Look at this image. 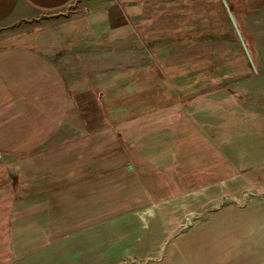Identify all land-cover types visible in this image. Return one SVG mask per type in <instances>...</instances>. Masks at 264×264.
<instances>
[{
    "label": "rangeland",
    "instance_id": "1",
    "mask_svg": "<svg viewBox=\"0 0 264 264\" xmlns=\"http://www.w3.org/2000/svg\"><path fill=\"white\" fill-rule=\"evenodd\" d=\"M127 1L129 10L137 15L131 21L141 37L138 47L145 52L143 58L134 57L131 51L121 58V67L114 61L108 68L95 62L89 68L84 64L87 55L101 53L85 50L83 58H78L79 64L69 69L64 61L69 56L61 52L55 55L73 94L85 90L94 91L95 96L101 93L99 98L96 96L98 109L113 124L119 142L129 151L126 167H121V162L111 164L110 178L126 174L142 179L138 194L127 192V199L122 201L121 197L120 206L117 201L114 205L124 219H141V238L133 240L127 232L124 240L111 248L110 262L93 264H228V245L216 243L217 237H228L230 230L233 235L236 230L245 231L251 210H259L254 217L262 218L264 54L257 49V43L263 41L250 33L247 22L264 9V0L229 3L248 37L255 67L248 57L222 65L209 63L216 50L241 43L234 26L227 30L215 27L229 17L226 7L222 9L223 0ZM65 22L43 21L26 40L34 47H45L54 56V46H58L57 51L63 44L70 47L81 40L60 38L61 31L72 26V20L71 24ZM182 29L183 41L172 42L170 34H180ZM9 37L13 38L3 41L12 45L25 42L18 35ZM195 63L202 67L192 72ZM186 71L189 78L183 79L181 73ZM181 109L185 114L182 124L179 115L172 116ZM0 153L1 161L4 153ZM81 162L79 159L77 165ZM84 167L79 165L81 170ZM70 168L71 163L63 171ZM197 190L205 195L204 211L156 213L160 204L187 192L195 194L190 198V207H197L198 200L203 201L197 199ZM138 200L140 210L133 209L131 203ZM115 213L110 212L114 217L111 219L117 218ZM98 229L63 228L62 249L66 253L69 235L85 239L94 231L97 237ZM76 253L63 257V264H90L82 249ZM238 257L241 255L234 258Z\"/></svg>",
    "mask_w": 264,
    "mask_h": 264
},
{
    "label": "crops",
    "instance_id": "2",
    "mask_svg": "<svg viewBox=\"0 0 264 264\" xmlns=\"http://www.w3.org/2000/svg\"><path fill=\"white\" fill-rule=\"evenodd\" d=\"M127 4V0H0V151L4 153L0 161V264H63V257L80 249L90 264L106 263L111 248L127 232L133 240L141 238V219H124L114 206L116 201L120 206L121 197L127 199V192L141 191V177L122 174L110 178L111 164L121 162L126 167L129 151L98 109L101 93L97 97L87 90L73 94L63 66L55 58L59 52L69 56L64 60L69 69L79 64L85 50L101 53L87 55L84 64L89 68L94 62L108 68L114 61L121 67V58L131 51L134 57L143 58L145 52L138 47L141 37L131 21L137 15ZM236 4L241 6V2ZM253 16L248 17V29L263 41L257 43V49L264 54V9ZM57 19L66 24L72 20V26L61 31L62 40H81L70 47L62 43L57 51L54 46V56L26 40L38 24ZM183 32L180 30L181 37L170 34L172 42L183 41ZM11 35L21 36L25 42L12 45L3 41L13 38ZM187 71L181 73L183 79L189 78ZM117 82L121 83V76ZM176 112L172 116L179 115L184 123L183 110ZM79 159V165H85L82 170ZM70 163L71 168L64 172ZM194 195L182 193L155 211H204L202 190H197V199L203 201L190 207ZM261 202L262 218L254 217L259 210H251L245 231L236 230L233 235L230 230L228 237H217L216 243L228 245L229 263L264 264V198ZM141 205L140 200L131 203L136 210ZM110 212H116L117 218L111 219ZM84 226L99 228V236L94 237L92 231L79 239L73 233L65 241V253L63 228ZM236 255L241 257L235 259Z\"/></svg>",
    "mask_w": 264,
    "mask_h": 264
},
{
    "label": "trees",
    "instance_id": "3",
    "mask_svg": "<svg viewBox=\"0 0 264 264\" xmlns=\"http://www.w3.org/2000/svg\"><path fill=\"white\" fill-rule=\"evenodd\" d=\"M228 2L230 3V2H233V1L232 0H228ZM222 7H223L222 9L225 10V6L223 4H222ZM230 7H231V10L234 12V6L232 5V3L230 4ZM235 17H236V19H237V21L239 23V27H240L242 35H243L244 43L246 44V46L250 49L251 53L253 54L254 52L252 51V48L250 47V43L248 42V37H247V35L245 33V30H244L243 26L240 24L236 14H235ZM228 18L226 20L225 19H221V20H224V21H227V22L218 23L217 25H215V27L218 26V27H221V29L226 27L225 28L226 30H227V27L228 28L232 27L233 25L231 23V20H229ZM227 25H229V26H227ZM232 28H234V27H232ZM233 31L237 35L235 28L233 29ZM179 36L181 37V34H179L178 37ZM184 38H185V36H184ZM245 58L247 59V56L245 54V50H244L243 44L241 42L240 45H238V46H235V45L229 46V47L226 46V47H223V48H221L219 50H216L215 53H214V57L209 60V63H212L211 65L215 66L216 64L217 65H220V64L222 65V64L231 62L233 60H238V61L242 60V61H244V60H246ZM199 66L202 67V64H196L195 63V67H194V69H191V71L195 70V68H197ZM207 74L210 76V74H212V73H210V74L207 73Z\"/></svg>",
    "mask_w": 264,
    "mask_h": 264
},
{
    "label": "water",
    "instance_id": "4",
    "mask_svg": "<svg viewBox=\"0 0 264 264\" xmlns=\"http://www.w3.org/2000/svg\"><path fill=\"white\" fill-rule=\"evenodd\" d=\"M223 4H224V6L226 7V9H227V11H228V14H229V18H230V20H231V23L233 24V26H234V28H235V30H236V33H237L238 38L240 39V41H241L242 44H243V47H244L245 53H246V55H247V57H248V59H249L251 65H252L253 67H255L254 59H253V57H252V54H251L249 48H248V47L246 46V44L244 43L243 35H242V32H241V29H240V27H239V24H238V22H237V20H236V17H235V15H234L233 11H232L231 8H230V4H229V2H228L227 0H223Z\"/></svg>",
    "mask_w": 264,
    "mask_h": 264
},
{
    "label": "bare ground",
    "instance_id": "5",
    "mask_svg": "<svg viewBox=\"0 0 264 264\" xmlns=\"http://www.w3.org/2000/svg\"><path fill=\"white\" fill-rule=\"evenodd\" d=\"M147 241V240H146ZM146 243H148V242H146ZM146 245V244H145ZM175 259V258H174ZM179 260V259H178ZM175 261L177 262V260L175 259ZM178 263H179V261H178Z\"/></svg>",
    "mask_w": 264,
    "mask_h": 264
},
{
    "label": "built area",
    "instance_id": "6",
    "mask_svg": "<svg viewBox=\"0 0 264 264\" xmlns=\"http://www.w3.org/2000/svg\"><path fill=\"white\" fill-rule=\"evenodd\" d=\"M1 156H2V155H1V153H0V158H1Z\"/></svg>",
    "mask_w": 264,
    "mask_h": 264
}]
</instances>
